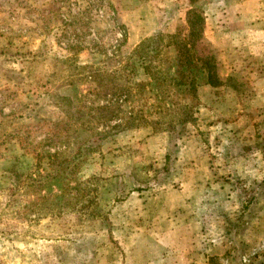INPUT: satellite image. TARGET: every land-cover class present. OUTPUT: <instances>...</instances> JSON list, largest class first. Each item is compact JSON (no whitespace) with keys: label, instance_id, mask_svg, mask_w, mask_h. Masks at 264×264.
Here are the masks:
<instances>
[{"label":"rangeland","instance_id":"1","mask_svg":"<svg viewBox=\"0 0 264 264\" xmlns=\"http://www.w3.org/2000/svg\"><path fill=\"white\" fill-rule=\"evenodd\" d=\"M164 248L264 264V0H0V264Z\"/></svg>","mask_w":264,"mask_h":264},{"label":"crops","instance_id":"2","mask_svg":"<svg viewBox=\"0 0 264 264\" xmlns=\"http://www.w3.org/2000/svg\"><path fill=\"white\" fill-rule=\"evenodd\" d=\"M164 254H167V255H165L163 257L165 259L164 262L167 261L168 264H174V262L176 261V259H174L173 255H172V254H174L173 251L171 249L164 248ZM151 262H153V261H151Z\"/></svg>","mask_w":264,"mask_h":264},{"label":"trees","instance_id":"3","mask_svg":"<svg viewBox=\"0 0 264 264\" xmlns=\"http://www.w3.org/2000/svg\"><path fill=\"white\" fill-rule=\"evenodd\" d=\"M196 11H198V10H196ZM195 11V12H196ZM199 12V11H198ZM200 13V12H199ZM193 28H192V34H193ZM189 47H191V45H189ZM183 48V47H182ZM188 47H187V45H186V47H185V49H181V50H179L180 52H182L183 54H184V52H187V51H189L188 49H187ZM186 59V58H185ZM189 61H191L192 62V59H189ZM198 60H196V62H197ZM206 62H207V60H206ZM193 63H194V61H193ZM204 66H206V64H205V62H204V64H203ZM209 75H211L210 73H209ZM210 81H213L214 79H213V77H211L210 76V79H209Z\"/></svg>","mask_w":264,"mask_h":264}]
</instances>
